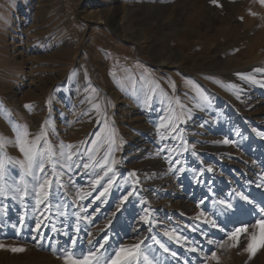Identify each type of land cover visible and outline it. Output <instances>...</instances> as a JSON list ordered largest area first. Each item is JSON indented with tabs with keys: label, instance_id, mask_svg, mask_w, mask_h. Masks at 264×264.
Returning <instances> with one entry per match:
<instances>
[{
	"label": "rangeland",
	"instance_id": "obj_1",
	"mask_svg": "<svg viewBox=\"0 0 264 264\" xmlns=\"http://www.w3.org/2000/svg\"><path fill=\"white\" fill-rule=\"evenodd\" d=\"M25 127L54 155L23 183L6 164L0 264H107L141 241L153 264H264L245 251L264 219L261 0H0V159L24 160Z\"/></svg>",
	"mask_w": 264,
	"mask_h": 264
},
{
	"label": "snow or ice",
	"instance_id": "obj_2",
	"mask_svg": "<svg viewBox=\"0 0 264 264\" xmlns=\"http://www.w3.org/2000/svg\"><path fill=\"white\" fill-rule=\"evenodd\" d=\"M212 2L215 4L217 0H212ZM261 3H264V0H261ZM257 71H259V69H257ZM26 107L28 106L26 105ZM28 135L29 133L26 127L23 129V131H17L16 142L19 145V151L24 155V160L11 161L10 158L8 160L0 159V178H2L5 173L7 163L19 164L23 169V173L20 177L21 183L24 182V175H33L34 170L37 169L40 172L44 171L45 158L51 160L52 156L54 155V153L51 151V146L47 142H45L44 147L41 148L39 146L41 137L37 136L32 141H29L27 139ZM0 143H3V141H0ZM93 143H95V141H93ZM224 143L227 144L229 143V141L225 140ZM67 147L72 148L73 146L68 145ZM61 155H63V153H61ZM68 159H71V155H69ZM113 163H115V161H113ZM85 167H87V165H85ZM211 170V168L208 169V171ZM48 184H50V181L45 179L44 182L39 185L41 192H43L45 185ZM4 191V188L0 187V194H3ZM105 191H107V189H105ZM44 194L46 195V193ZM236 195H238L241 200H246L248 201V203H252V201L248 200V197L244 195V193L241 192L237 193ZM125 199H127V197H125ZM37 202L39 203V201ZM220 203L224 204L226 209L232 208V204L230 202L220 201ZM259 210L260 212L264 213V208H260ZM209 223H213V226H215L214 222L209 221ZM254 227L259 229V233L253 232L249 235L248 243L245 248V251L250 254L249 258L255 255L256 251L260 247H264V219L258 220ZM221 231H223V229H221ZM247 232L248 225L246 223H241L240 225L236 226L234 230L229 232L228 239L233 242L232 246L238 247L240 244L241 236L246 234ZM166 235L170 234L166 233ZM142 243L143 242L141 241L140 243L132 246L118 247L114 251V254L107 259V264H140L141 258L143 259L145 264H153L148 255L141 253L140 249ZM156 243L160 244V247L165 251H168V249L164 246V244L160 243V241H156ZM209 243H212V241H209ZM73 244H75V241H73ZM0 247H4V245H0ZM101 247H103V245H101ZM11 251L23 252L25 251V249L22 247H13L11 248ZM173 255H175V253H173ZM63 259L64 264H99V258L97 257V253L95 251H89L87 254H83L81 256H75L71 251H67L63 256ZM210 259L218 261L215 252L211 253Z\"/></svg>",
	"mask_w": 264,
	"mask_h": 264
},
{
	"label": "bare ground",
	"instance_id": "obj_3",
	"mask_svg": "<svg viewBox=\"0 0 264 264\" xmlns=\"http://www.w3.org/2000/svg\"><path fill=\"white\" fill-rule=\"evenodd\" d=\"M114 13V12H113ZM159 18H151V17H149L147 20L149 21V22H147V24H149V23H153V22H156V24H157V22L160 24L161 23V20L162 19H164V18H166V15H167V10L166 9H162L161 11H159ZM99 15V14H98ZM119 15V14H118ZM87 16V15H86ZM104 16V15H103ZM108 18V17H107ZM130 18V17H129ZM131 19V18H130ZM129 19V20H130ZM91 20V19H90ZM101 21V20H100ZM104 21V20H103ZM158 25V24H157ZM127 26V25H126ZM144 27V26H143ZM158 28H159V26H158ZM160 29V28H159ZM144 32V30L143 29H140V33H143ZM127 36V35H126ZM129 37V36H128ZM128 39V38H127ZM132 39V38H131ZM132 41V40H131ZM255 52V51H254ZM166 54V53H165ZM182 55L183 54H181L180 55V53H178V52H173V53H169L168 55L166 54V55H163V56H160L159 58H163V60H162V64L163 65H170L171 64V62H173L172 60L173 59H175V60H178L179 58H181L182 57ZM205 57H207L206 55H204ZM183 58V57H182ZM203 58V57H202ZM216 58L217 59H219L218 58V56H216ZM222 60V59H221ZM256 60V59H255ZM161 62V61H160ZM159 62V63H160ZM252 61L249 59V62L247 61L246 63H251ZM253 63H254V61H253ZM256 65H258V64H256ZM247 68V67H246ZM245 68V69H246ZM236 69V68H235ZM232 70V71H230V72H227V73H230L231 75H233L236 71H239L240 69H236V70ZM242 69V68H241ZM244 70V69H243ZM241 72V71H240ZM259 97V96H258ZM259 208V207H258ZM252 210V209H251ZM260 212V211H259ZM258 213V212H257ZM256 215V214H255ZM259 215H263V214H259ZM263 217V216H262ZM252 218H256L255 216H252V215H250L249 217H247V218H245L244 220H241V221H237L236 222V224H239V223H248ZM258 218V217H257ZM262 219V218H261ZM235 224V225H236ZM161 243V242H160ZM156 255L157 256H159V258H158V260H159V264H166V259H165V257L164 256H162V253L161 252H157L156 253Z\"/></svg>",
	"mask_w": 264,
	"mask_h": 264
}]
</instances>
